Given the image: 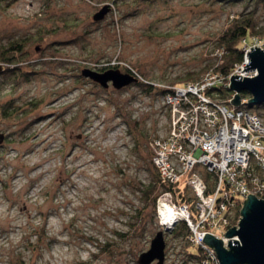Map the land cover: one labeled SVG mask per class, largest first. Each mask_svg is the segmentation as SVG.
Instances as JSON below:
<instances>
[{
    "label": "rangeland",
    "instance_id": "obj_1",
    "mask_svg": "<svg viewBox=\"0 0 264 264\" xmlns=\"http://www.w3.org/2000/svg\"><path fill=\"white\" fill-rule=\"evenodd\" d=\"M235 18L258 26L243 50L264 49V0H0V47L50 30L0 72V264H139L162 226L144 192L151 142L175 121L161 86L222 63ZM108 64L141 80L104 88L82 74ZM252 110L264 120V104ZM185 173L176 184L192 193ZM162 230L165 264H198ZM213 230L227 248L238 239Z\"/></svg>",
    "mask_w": 264,
    "mask_h": 264
},
{
    "label": "built area",
    "instance_id": "obj_2",
    "mask_svg": "<svg viewBox=\"0 0 264 264\" xmlns=\"http://www.w3.org/2000/svg\"><path fill=\"white\" fill-rule=\"evenodd\" d=\"M248 51L244 50L238 67L248 63ZM238 72L246 74L245 70ZM218 80L217 73L209 72L194 82L164 85L170 88L164 93V102L170 106L175 121L166 136L151 142L153 161L163 178L176 184L187 171L184 183L195 197L193 211L188 204L176 201L171 191L162 193L157 200L160 223L171 230L184 221L192 244L204 250L203 264L220 263L216 250L203 237L206 232L216 235L213 229L220 223L226 230L232 224L238 226L241 215L237 222L231 217L238 197L242 205L249 193L264 198V120L252 110L249 98H242L236 107L210 96V88ZM196 165L202 166L206 177L197 174ZM175 212L179 216L171 219L170 214Z\"/></svg>",
    "mask_w": 264,
    "mask_h": 264
},
{
    "label": "water",
    "instance_id": "obj_3",
    "mask_svg": "<svg viewBox=\"0 0 264 264\" xmlns=\"http://www.w3.org/2000/svg\"><path fill=\"white\" fill-rule=\"evenodd\" d=\"M110 7L105 5L94 16L95 19H103L109 12ZM249 61L247 65L241 66L240 70L255 71L253 75L232 74L229 88L234 92L231 99L233 106H240L241 93L248 91L251 97L248 99L252 105L264 104V49L260 46L251 47L248 51ZM0 64V72L3 70ZM82 74L92 79L104 88L110 85L121 89L138 81V78L129 72H123L120 68H109L99 71L84 68ZM4 134H0V143ZM241 218L238 226L230 227L225 235L228 237L238 236V239L230 238L229 247L224 245L222 238L206 232L203 240L216 250L219 264H264V198H258L249 193L240 209ZM166 239L165 230H159L151 241L150 248L139 256V264H165Z\"/></svg>",
    "mask_w": 264,
    "mask_h": 264
},
{
    "label": "trees",
    "instance_id": "obj_4",
    "mask_svg": "<svg viewBox=\"0 0 264 264\" xmlns=\"http://www.w3.org/2000/svg\"><path fill=\"white\" fill-rule=\"evenodd\" d=\"M258 26L256 23H254L251 18H244L242 20H238V18H235V22H233L231 25L227 26L223 32L220 35L219 42L220 44L225 47L226 53L224 57V61L222 63L210 66L209 69H207L204 73L201 71L203 75L199 77L201 73L199 72H188L183 76V78H175L169 83H166L164 85L167 86H177V85H183L188 82H194L197 80H200L202 77H204L207 72L211 73H217L219 80L218 82L210 88L209 94L214 99H216L219 102H222L226 105H230L231 98L234 96V92L230 90L229 88V76L233 73V71L236 69V66L242 63L243 57H244V42H248L247 40L251 39L255 33H258L259 30L257 29ZM264 30V28H263ZM50 30L40 31L37 33L36 37L34 36H27L25 38L21 39H13L9 41L6 45L0 47V64H4L3 71H7L8 69L13 66L16 69L19 68L18 62L21 60V58L24 56L27 49L32 46L37 41H42L46 36H48L50 33L48 32ZM264 33V31H263ZM246 39L244 42L243 40ZM85 68H91V67H85ZM109 68H119L118 64H108L104 65L96 70L99 71H105ZM95 69V68H91ZM125 72H129L134 74L139 82L140 74L135 70L132 66H126L124 67ZM145 85H148L150 88H154V84L152 83H145ZM161 86V90L163 93H165L167 90H169V87ZM156 88V87H155ZM242 98H250L251 95L248 91H243L241 93ZM252 108L254 105L249 104ZM151 161L153 166L156 170H154V177L151 180V182L148 184L147 188L144 190L146 197L151 203L153 204V207L155 206L157 198L164 193L165 191H171L173 193L174 199L178 201L181 204H188L191 209H194V203H195V197L192 193L185 192L184 188L180 187V184H173L167 180H165L161 174L160 169L154 164L153 161V153L151 156ZM206 177V175L204 176ZM149 186H151L149 188ZM157 189H160L158 192ZM188 195V196H187ZM192 205V206H191ZM242 198L238 197L237 204L234 209V214L231 215L232 219L237 220L240 218V209L242 207ZM194 211V210H193ZM234 222V223H236ZM234 225V224H232ZM161 229L164 228L160 226ZM170 232V231H169ZM172 233L176 232L177 236L183 237V239H186L187 242H189V245H186L189 254L195 258L198 262V264H203V260L205 259L204 250L201 246H197L198 250L196 253L190 252V247L194 244L189 239L190 229L189 226L184 222H178L174 228L171 230Z\"/></svg>",
    "mask_w": 264,
    "mask_h": 264
},
{
    "label": "bare ground",
    "instance_id": "obj_5",
    "mask_svg": "<svg viewBox=\"0 0 264 264\" xmlns=\"http://www.w3.org/2000/svg\"><path fill=\"white\" fill-rule=\"evenodd\" d=\"M170 216H171V219H175L176 216H179V213L175 212L174 214H170ZM170 216L169 215L166 216V219L169 220L170 219L169 218Z\"/></svg>",
    "mask_w": 264,
    "mask_h": 264
}]
</instances>
